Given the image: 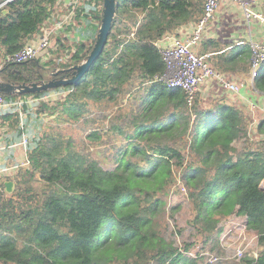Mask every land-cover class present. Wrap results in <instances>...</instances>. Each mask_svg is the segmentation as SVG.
Masks as SVG:
<instances>
[{"label":"trees","instance_id":"obj_1","mask_svg":"<svg viewBox=\"0 0 264 264\" xmlns=\"http://www.w3.org/2000/svg\"><path fill=\"white\" fill-rule=\"evenodd\" d=\"M6 1L0 0V4ZM99 2L81 0L76 13L80 25L67 28L73 36L65 40L73 39V44L66 47L65 42L57 41L58 50L65 51V61L56 64L39 56L7 63L0 69V77L18 85L40 83L52 79L51 72L84 62L101 25L103 7ZM204 3L117 0L107 46L77 84L22 95L3 93L9 101L17 96L41 98L67 91L65 99L53 104L40 101V113L55 115L59 125L76 124L89 112L88 101L94 106L105 99L115 101V94L124 93V84L137 74L141 83L150 82L151 101L144 110L145 115L150 109L153 112L147 123L132 125L125 133L131 142L119 148L113 169L77 150L63 134L46 130V124L45 129L39 127L18 191L0 205L1 264H196L160 232H150L151 218L140 216L152 202L155 218V208L163 203L157 194L171 188L175 167L182 170V183L191 199L189 224L203 243L216 244L222 231L219 224L235 216L245 221L248 235L256 238L259 248L256 256L247 254L238 264H264V137L255 133L253 140H246L238 149L235 143L249 134L243 110L220 102L204 106L198 98L190 108L182 89L156 79L166 69L158 42L182 26L195 27ZM62 4L64 0L5 3L0 8V59L40 35ZM133 31L134 37H129ZM254 87L264 93V62ZM257 130L264 133V120ZM91 136L99 137L98 132ZM182 136L191 153L186 164L176 143ZM193 245L185 243L184 249ZM139 252L145 254L144 259Z\"/></svg>","mask_w":264,"mask_h":264},{"label":"crops","instance_id":"obj_2","mask_svg":"<svg viewBox=\"0 0 264 264\" xmlns=\"http://www.w3.org/2000/svg\"><path fill=\"white\" fill-rule=\"evenodd\" d=\"M252 9L264 15V0H258L253 4ZM194 28L193 24L182 26L175 34L183 39H189ZM251 41L264 42V22L256 18L248 20L244 9L239 4L232 0H223L216 20L207 25L201 41L194 47V50L199 56H205L215 70L240 86L239 92L233 93L224 90L213 80H208L201 86V96L217 97L214 102L238 106L244 113H247L253 104L255 106L254 115L252 114L254 122H249V130L252 128L253 134L257 133L259 137H264V133L257 130L258 124L264 120V93L257 91L250 79L249 43ZM137 76V74L134 75L132 81L124 84V93L115 94V101L124 103L121 109L125 110L128 106L130 107V112L125 118L124 129L129 127L132 130V125L138 126L142 121L147 123V117L153 112L150 109L145 115L144 110L146 102L151 101L148 95L150 82L141 83L136 78ZM68 93L67 91H55L41 98L17 96L12 100H6L7 105L0 111V205L18 191L19 183L29 168L30 145L39 127L44 129L49 119L56 118L55 115L47 117L48 114L40 113L39 102L53 104L65 99ZM88 102L89 112L84 118L85 122L88 124L101 121V126H94L93 131L88 129L87 140L93 143L100 139V136L95 137L91 134L99 133V130L100 132L106 131L107 126L104 125V110L102 108L94 110L92 108L96 106L92 104V101ZM106 102L105 99L101 104ZM116 128L120 130L122 126L117 124ZM129 142L131 139L125 140V143ZM7 184H11L9 190Z\"/></svg>","mask_w":264,"mask_h":264},{"label":"built area","instance_id":"obj_3","mask_svg":"<svg viewBox=\"0 0 264 264\" xmlns=\"http://www.w3.org/2000/svg\"><path fill=\"white\" fill-rule=\"evenodd\" d=\"M0 4V8L7 2ZM239 4L245 12L246 18H256L264 22V15L255 12L252 9L253 4L258 0H232ZM81 0H71L69 3L64 0V4L59 5L49 18L47 24L42 27L41 34L27 42V44L12 54H8L0 59V69L7 63H23L42 56L46 60L51 49H58V40L65 41L73 35L67 32V28L71 26L76 28L80 25V21L76 18L77 8L81 5ZM96 1H94L95 5ZM223 0H205L204 12L196 24L189 39H183L175 34L164 36L159 42L158 47L165 63V73L156 77L157 80L164 81L170 88H180L187 97L188 106L191 108L200 92L201 86L208 80H213L218 86L224 90L238 93L240 86L232 82L226 75L215 70L207 61L205 56H199L194 47L199 44L203 37V32L207 25L213 23L217 18V13L222 6ZM99 7H103V0H100ZM98 23V22H96ZM135 31V30H134ZM134 31L129 37H134ZM165 44L162 45V42ZM251 59H250V79L254 85L257 70L261 63L264 62V42L251 41L249 43ZM7 105L4 95L0 92V111ZM255 106L252 104L249 111L254 115ZM254 122V121H253ZM253 140V129L249 130L247 138ZM181 181V180H179ZM182 182V181H181ZM263 185V184H262ZM183 191L187 192V187L182 183ZM222 223L218 227L221 228ZM224 231L218 236V248L224 249L225 254L211 253L210 246L208 249L205 245L198 242L194 244L190 250L179 248L188 259L196 264H217L222 260L241 258L247 255V250L252 244H255L256 238L248 235L247 226L244 220L235 216L229 218L225 222ZM223 230V228H222ZM236 234V235H235ZM212 244L211 242H209ZM257 254H255L256 256ZM1 264V263H0Z\"/></svg>","mask_w":264,"mask_h":264},{"label":"rangeland","instance_id":"obj_4","mask_svg":"<svg viewBox=\"0 0 264 264\" xmlns=\"http://www.w3.org/2000/svg\"><path fill=\"white\" fill-rule=\"evenodd\" d=\"M59 9L62 8L61 6L58 7ZM142 18V16L140 17ZM113 31V30H112ZM112 33V32H111ZM111 35V34H110ZM69 40V39H68ZM68 40H65L66 47L72 45L71 41H74L71 39V41L68 42ZM53 52L51 53V51ZM49 55L46 57V60H52L54 63L65 61L66 54L64 50H58V49H51ZM52 73V72H51ZM50 73V74H51ZM197 98L202 100V104L204 106H210L211 104H214V101L217 99V97H202L201 93L199 92L197 95ZM216 103V102H215ZM124 103L121 102H106L103 104H98L96 107H93L92 109L102 108L104 110V118L105 123L104 125L107 126L106 131H102L98 135L100 136V139L89 142L87 140V132L90 128L91 131H93L94 126H101V121H98V123H86L84 119H82L78 123H66V124H58L54 119L47 121L46 123V130L55 131L58 133L63 134L66 139H70L74 144V147L81 151L82 153L88 155L89 157L97 160L101 166H103L106 169H113L115 166H117L118 161L116 159L117 153L119 152V148L121 146L126 145L125 140L126 136L125 133L130 131V128L127 127L124 129V126L126 125L125 118L130 112V107L128 106L125 110L121 106H123ZM245 116H247L248 121L250 123L253 122L252 115L248 109L247 113H244ZM102 116V115H101ZM107 121V123H106ZM121 125L122 128L118 130V128H114L113 125ZM45 129V128H44ZM52 129V130H51ZM45 130V131H46ZM185 136H182L179 138L178 142H176L179 145V148L181 149L182 153L185 155L187 161L190 159V147L188 141H186ZM245 141L243 139L238 140L235 144L238 149H242L244 147ZM134 160L136 158H133ZM184 172V171H183ZM183 173L180 168L174 169L173 173V179L174 182L170 189H168L164 193H158L157 198L161 199L163 203H160L155 208L156 215L153 218V207H151L152 202L146 204L144 209L140 212V216L142 217H148L151 218V222L148 225V229L150 232L158 231L160 232L165 239L172 241L174 245L178 248H184L185 243L193 242L194 244L201 242L203 244L202 237L195 234V231L190 226V221L193 218V210L191 205V199L189 197V191L185 192L183 191L181 185H182V179L181 177ZM181 180V181H179ZM264 186V182H263ZM187 187V186H186ZM188 190V187H187ZM229 220V219H227ZM223 221L221 228H223L222 232L225 228V222ZM236 235V234H235ZM207 249L212 246L210 249L211 253H218V254H225L224 249L218 248L217 243L214 244H203ZM215 246V247H214ZM214 247V248H213ZM259 248H257L256 244H252V246L249 247L247 250L248 256L257 254ZM153 253V251H152ZM138 256L140 259L145 258V254L143 252H139ZM239 260L236 259H229V260H222L221 262H218L217 264H238ZM132 264V263H131ZM147 264V262L142 263Z\"/></svg>","mask_w":264,"mask_h":264},{"label":"water","instance_id":"obj_5","mask_svg":"<svg viewBox=\"0 0 264 264\" xmlns=\"http://www.w3.org/2000/svg\"><path fill=\"white\" fill-rule=\"evenodd\" d=\"M71 0H66L69 3ZM117 0H103L102 18L99 32L95 45L88 55L87 59L79 65H73L69 68L56 70L50 75L52 79L42 81L40 83L31 84H12L4 81L0 77V92L6 94H26L43 92L66 87L69 85L77 84L84 76L90 71L91 67L96 63L103 54L107 43L109 41L110 34L113 30V22L116 14ZM6 12V11H4ZM68 72L69 74H65ZM8 190L11 184H7ZM264 188L263 185H261Z\"/></svg>","mask_w":264,"mask_h":264}]
</instances>
